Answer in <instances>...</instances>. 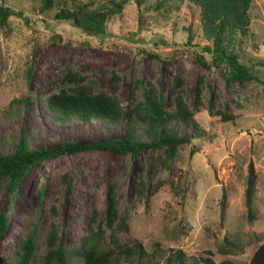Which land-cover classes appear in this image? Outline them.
<instances>
[{"label":"rangeland","instance_id":"374dc122","mask_svg":"<svg viewBox=\"0 0 264 264\" xmlns=\"http://www.w3.org/2000/svg\"><path fill=\"white\" fill-rule=\"evenodd\" d=\"M74 4L110 12L105 34L55 18ZM0 5L11 10L0 25V153H12L21 137L25 149H34L124 135L129 127L124 118L83 121L48 109L50 93L76 84L114 95L123 111L148 94L174 111L178 76L199 125L176 123L188 141L168 167L162 164L163 147H145L135 155L87 149L32 165L14 191L0 175V213L7 218L0 264H18L20 244L34 227L31 264H43L52 231L63 264H83L77 249L96 231L105 247H133L131 254H114L112 264H164L176 250L182 252L178 264L206 255L249 264L264 243V0H252L247 33L222 42L258 81L232 77L229 62L205 49L213 44V32L201 21L199 7L186 0H55L48 9L40 0H0ZM68 71L78 74L76 81L66 77ZM138 127L141 136L142 124ZM250 166L252 218L244 201ZM158 180L164 184L149 192ZM110 190L117 210L111 228L105 218ZM136 242L148 255L135 250Z\"/></svg>","mask_w":264,"mask_h":264},{"label":"trees","instance_id":"16d2710c","mask_svg":"<svg viewBox=\"0 0 264 264\" xmlns=\"http://www.w3.org/2000/svg\"><path fill=\"white\" fill-rule=\"evenodd\" d=\"M41 8L48 9L52 7L55 0H40ZM66 1V0H62ZM74 1V0H70ZM199 7L200 18L208 29L212 30L213 44L206 45L205 49L215 54V58L222 60L225 58L232 66V77L239 80L254 78L256 81L259 77L252 73L249 66L241 63L237 56L226 51L222 44L224 37L232 39L234 33L246 34L250 25V8L252 0H186ZM75 5V4H74ZM110 13V12H108ZM103 12L96 10H86L74 6L72 9L63 7L55 12L57 20H71L74 25L81 27L83 30L96 35L105 34L104 22L107 17ZM11 15V10L7 6L0 5V25H4ZM201 62L200 60H198ZM66 77L77 80L78 74L71 71L67 72ZM176 91L174 97V111H168L163 108L159 100L150 94H146L144 102H138L133 107L123 111L117 98L114 95L104 91L93 92L91 87L86 84H76L70 88H60L57 92L50 93L46 98V105L49 110L60 115L74 116L83 121L92 118L100 119L106 123L117 122L124 118L128 124V130L124 135L119 137H107L104 139H91L88 141L77 142L67 140L53 147L42 146L34 149H25V139L21 137L19 144L12 153H0V175L9 179V190L14 191L17 181L27 172L34 164L45 159L62 155L65 153H74L87 149H100L120 154L129 153L138 154L145 147H163L165 157L162 164L168 167L171 160L177 154L178 147L188 141L185 134H180L176 123L185 126L192 125L193 128L199 127L194 120L193 112L185 102L181 80L177 76ZM195 102H200L202 88L200 82H197L194 88ZM58 116H56L57 118ZM225 120H231L232 115H223ZM139 123L142 124L141 136L138 135ZM193 152V151H191ZM255 174L252 166L249 167L248 183L245 189V205L248 211V217L252 218V184ZM164 181L158 180L154 188H149L153 192ZM139 187L140 194H142ZM227 194L222 188L220 205L221 209L225 207ZM106 224L109 228L113 226L117 219V210L112 190L107 192L105 208ZM7 228V218L0 213V238ZM35 227L30 230L20 244V259L18 264H31L35 250ZM135 250L144 255L148 252L139 242L134 245ZM46 253L43 264H63L64 252L61 245H55V232L52 231L46 239ZM133 247L126 244L119 245L113 243V246H104L102 233L96 231L89 233L83 240L80 248L77 249L81 255L83 264H112L114 254L132 253ZM209 253V252H208ZM155 251L150 256L153 257ZM182 252L173 251L167 256L164 264H178ZM193 264H237L233 260L224 259L214 261L210 255L200 256L194 260ZM249 264H264V243H262L253 253Z\"/></svg>","mask_w":264,"mask_h":264}]
</instances>
